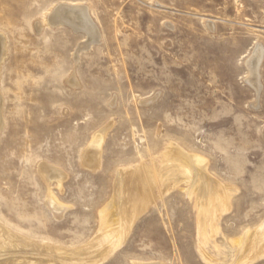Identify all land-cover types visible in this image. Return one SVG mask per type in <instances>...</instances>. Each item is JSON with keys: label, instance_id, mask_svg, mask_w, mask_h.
<instances>
[{"label": "rangeland", "instance_id": "obj_1", "mask_svg": "<svg viewBox=\"0 0 264 264\" xmlns=\"http://www.w3.org/2000/svg\"><path fill=\"white\" fill-rule=\"evenodd\" d=\"M82 6L88 26L44 21ZM0 33L8 238L82 259L117 171L173 144L204 160L220 185L215 206L169 170L154 183L156 204L96 264H264V57L250 70L256 48L264 51V0H0ZM87 149L101 154L99 171L84 165Z\"/></svg>", "mask_w": 264, "mask_h": 264}, {"label": "bare ground", "instance_id": "obj_2", "mask_svg": "<svg viewBox=\"0 0 264 264\" xmlns=\"http://www.w3.org/2000/svg\"><path fill=\"white\" fill-rule=\"evenodd\" d=\"M74 8H75L74 10H70L66 7L58 8L57 11L51 12L50 13L51 15L47 14L45 16L44 21H45V23L48 22L52 25L53 24L57 25V23H58V26H60L59 24H64L68 20V21L73 22L72 24L75 23V24L80 25V26H88L89 25L88 24V19H89L88 18V11H89V9L84 8L83 6H82L83 10L82 9L80 10L78 8L76 10V7H74ZM57 18H62L63 20L59 21V19H57ZM90 23H93V22H90ZM67 27H69V26H67ZM90 27H85V28L90 29ZM70 28H72V27H70ZM1 35H3V34H1ZM87 36H88V34H87ZM91 36H92V34H91ZM98 36H99V33H98ZM3 40L0 39V72H1L2 62L5 58V56L7 55V54H5L6 51L5 52L3 51V49L5 50V48H6V44H4ZM93 41H94V38H93ZM89 44H90V42L88 43V45ZM263 53H264L263 48L261 46H258L256 48L253 59L251 57L252 65L250 64V61H249V64L251 65L250 70H252L253 73L255 72L254 74H256V72L259 70V66H260L262 59L264 57ZM250 65H248V66H250ZM251 77H252V75H251ZM251 79H253V78H251ZM257 80H258V78H257ZM250 81H252V80H250ZM254 83H255V81H254ZM0 96H1V94H0ZM1 100L2 99L0 97V108L2 107V103H3V101L1 103ZM1 118L2 117L0 116V120H2ZM2 123L4 124V122H2ZM102 131L104 132V130H102ZM101 134H100L101 137L96 135L94 141L97 142L99 140L98 138H102V135L104 133L102 135ZM103 136H105V134ZM100 141H101V139H100ZM101 142H99V144H101ZM99 144H98V147L100 148L101 145H99ZM90 146H89L90 149L91 148L94 149V147H92L91 144H90ZM89 147H88V149H89ZM95 148H96V150L99 149V148L97 149V147H95ZM88 149L86 150L85 153H83L84 165L86 167L92 168L93 170L99 168L100 167V162H99L100 158L99 157L101 154L99 155V152H97L94 155H92V154H90V150L88 151ZM81 159H83V156H81ZM148 159L147 160H146V158L142 159V161L135 166H132L128 169H121V170L117 171V179H115L116 182H114L115 185H114V188H112V189H114L113 190L114 191L113 199L104 208V210L101 212V214H102L101 216L103 217L101 233L99 235H97L96 238H94V240L92 242V243L95 242L94 245H91L92 244L91 243V244L85 246L84 248H81L78 250V251H81L82 253L84 252L83 254L86 253L85 255H83L84 257L82 256L83 257L82 259L76 258V256L72 257L73 256L71 254L72 251H65V249L62 250L61 248L56 250V252L60 255H63V256L61 257L58 255L59 258H55L57 255L55 254V257L53 256V254H52L53 251L50 247L49 248L45 247V248H43L42 251H40V249L37 248L38 246L37 247L33 246L34 243L30 244V243H27V241L26 242L20 241V237H18L19 241L13 239V238H15V236L13 238L12 237L8 238L6 235L7 231L3 227H1L6 232L0 228V264H47L49 262H51L53 264H96V262L94 261L96 254L97 255L98 254H100V255L106 254L107 256L110 255V251L112 252L115 248L119 247L123 243L125 237L131 231V227L134 224V222L138 219V217L140 215H142L143 212H145L147 210V208L150 204H156V199L158 196L153 191L155 188L154 183H156V181H158L157 179L159 176L164 175L162 178H165L166 173L169 170H175V169L182 170L183 171L182 175H184V177H185V178H182V180H181V182H183L185 184L184 185L185 186L184 191L188 195L196 194V196L197 195L203 196V199L205 197L206 198L209 197V199H211V200H209L208 204L215 206L212 204V202L214 203V199L217 197V193H215L216 190H214V188L217 189L220 187V185H218L216 182L212 181V177L207 170V166L204 165L203 159H201L200 157H198L196 155H191V154L187 153L186 151H184L180 146L173 145V144H170V146L168 148H166V151L161 153V155L155 156V157H153V155H150V158H148ZM81 162H82V160H81ZM42 165H41V167H42ZM47 165L48 164H46V166ZM43 166L49 170L48 167H46L45 165H43ZM55 168H57V167H55ZM48 170H46L47 173L49 172ZM90 171H92V170H90ZM168 173L170 174V172H168ZM173 174H176V173H173ZM178 175H181V174H178ZM59 176L61 178V175H59ZM49 177L51 178L52 176L49 174ZM114 177L116 178V176H114ZM170 177H172V176H170ZM176 177H179V176L176 175ZM176 177H175V179H177ZM50 178L47 177V179H50ZM62 178H63V176H62ZM64 178H66V177H64ZM179 178L181 179V177H179ZM179 178H178V183H179ZM52 179H55V177ZM175 179H174V181H176ZM170 181H171V179H170ZM199 181L200 182L203 181L202 184ZM57 184H59V183H57ZM167 184H169V182ZM59 185H61V184H59ZM168 188H169V186H168ZM221 188H223V187L221 186ZM166 190H169V189L166 188ZM161 191L163 192V190H161ZM221 195L223 197V194H221ZM48 200H49V204L55 210L58 211V210L62 209V206L56 201L57 199L55 200L53 197H50V199H48ZM218 201H219V199H218ZM205 202H206V200H205ZM201 203L202 204H200V205H203L204 202H201ZM206 204H207V202L205 203V205ZM219 204L217 206H219ZM226 204H228V199L226 200ZM202 207H201V210H202ZM205 207H208V206H205ZM229 208H230V206H229ZM199 209H200V207H199ZM213 209H217V208L213 207ZM112 211H114V214H112L113 216H111L112 218H110L109 216H110ZM198 212H200V211H198ZM206 215H207V213H206ZM106 218H110L111 222L108 219L107 220L109 221V223L106 222ZM214 225H216V224H214ZM203 231H204V229H203ZM210 233H212V232H210ZM210 237L212 238V236H210ZM213 237H215V236L213 235ZM10 239H13V241ZM249 239H250V237H249ZM21 240H25V239L21 238ZM114 240H116L117 245L114 244ZM53 249L55 250L54 247H53ZM247 250H248V248H247ZM203 251H204V249H203ZM76 254H77V250H76ZM206 254H207V252L205 253V255ZM94 255H95V257H94ZM243 256H244V254H243ZM101 258H102V256H101ZM135 264H144V263H135ZM148 264H151V263H148ZM155 264H156V262H155ZM162 264H164V263H162Z\"/></svg>", "mask_w": 264, "mask_h": 264}]
</instances>
